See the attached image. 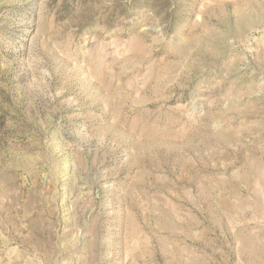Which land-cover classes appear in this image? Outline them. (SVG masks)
<instances>
[{"label": "rangeland", "instance_id": "1", "mask_svg": "<svg viewBox=\"0 0 264 264\" xmlns=\"http://www.w3.org/2000/svg\"><path fill=\"white\" fill-rule=\"evenodd\" d=\"M0 264H264V0H0Z\"/></svg>", "mask_w": 264, "mask_h": 264}]
</instances>
